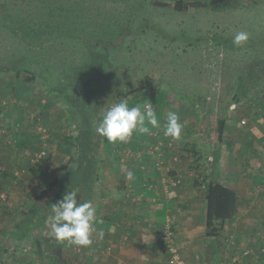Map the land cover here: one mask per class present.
<instances>
[{
    "label": "rangeland",
    "instance_id": "obj_1",
    "mask_svg": "<svg viewBox=\"0 0 264 264\" xmlns=\"http://www.w3.org/2000/svg\"><path fill=\"white\" fill-rule=\"evenodd\" d=\"M177 2L186 9L175 8ZM217 2L0 0V246H7L10 230L13 239L20 237L4 264H62L69 256L80 261L97 246L56 254L59 241L48 225L53 204L46 203L70 182L66 179L77 180L78 197L95 207L104 187L107 198L136 202L125 191V177L116 184L129 170L143 177L139 185L145 190L164 177V196L183 189L181 194L195 201L207 182L218 178L240 188L239 200L250 197L254 206L248 215L257 216L253 211L264 202V45L237 47L233 38L246 31L248 41L264 43V0H231L226 7ZM12 24L50 35L27 45L13 34ZM20 68L42 78L28 81ZM247 78L246 87L255 91L235 99ZM83 80L96 81L98 92L84 90ZM121 99L130 107L151 103L161 127L134 133L126 142L99 137L98 121ZM169 111L177 113L183 130L179 140L165 142L152 135L164 133ZM216 112L226 118L222 145L214 139ZM86 129L99 148L92 172L80 164ZM104 170L113 179L105 181ZM172 179L180 184L170 189ZM177 205L182 209L185 200ZM29 225L34 228L26 231ZM252 250L248 255L264 264V246Z\"/></svg>",
    "mask_w": 264,
    "mask_h": 264
},
{
    "label": "crops",
    "instance_id": "obj_2",
    "mask_svg": "<svg viewBox=\"0 0 264 264\" xmlns=\"http://www.w3.org/2000/svg\"><path fill=\"white\" fill-rule=\"evenodd\" d=\"M127 172H121L118 175L116 184L122 176L125 177L127 179L125 191L134 194L131 199L136 202L125 203V196L118 200L107 198V189L104 187L103 199L95 204L97 216H103V218L98 217L102 223L96 226V231L103 233V238L98 239L97 235L93 234L92 237L97 239H92L93 245L97 246L91 247L92 251L86 253L85 259L76 261L73 256H69L68 262H62V264H171L169 254L162 251L160 242L161 229L166 223H171L175 248L185 264H223L231 261L237 264H256L257 259L259 260L258 257L248 254L251 249L264 246V202L259 209L256 207V211H253L257 216L250 217L248 214L254 206L250 202V197L239 200L238 189L240 188L235 187L234 183L228 184L219 179L222 185L236 194L237 210L231 219L224 222L221 231L214 236H208L205 226L206 203L203 194L198 201L193 200L195 198L186 199L184 196L186 193L181 194L183 189H173L164 196L162 194L164 188L161 184L164 177L161 182L156 181L155 188L145 190L139 185L143 177L138 175L139 182L136 173L128 178L130 170ZM103 177L105 181L108 178L113 179V175L107 170H104ZM149 177L153 179L151 175ZM128 196L131 195L127 194L126 197ZM181 200H185V205L180 206L182 209H176ZM11 206L15 207V204ZM11 234L14 235L10 230L5 242L11 239ZM124 239H126L125 243ZM18 241L19 238L7 242V246L1 244L0 252L6 254H0V264H4L3 258L16 248ZM65 243V246H62V242L56 243L60 247L57 249L61 250L56 251V254H61L62 257L66 253L63 248L73 247ZM100 244L103 248L99 251ZM8 246L10 249L7 248ZM30 262L35 264L36 260H30Z\"/></svg>",
    "mask_w": 264,
    "mask_h": 264
},
{
    "label": "clouds",
    "instance_id": "obj_3",
    "mask_svg": "<svg viewBox=\"0 0 264 264\" xmlns=\"http://www.w3.org/2000/svg\"><path fill=\"white\" fill-rule=\"evenodd\" d=\"M249 40V33H235L233 44L241 47ZM153 105L145 102L143 105L130 107L126 99L112 103L98 121L96 134L108 142H126L134 133L150 134L151 128H160ZM183 124L176 112L169 111L163 124L166 137L179 140ZM132 174H128L131 178ZM77 190L66 192L55 204L51 205V215L48 217L50 234L59 242H67L71 246L87 248L93 244L92 236L103 238V233L96 231V226L102 221L97 217L96 208L91 200L81 202Z\"/></svg>",
    "mask_w": 264,
    "mask_h": 264
},
{
    "label": "trees",
    "instance_id": "obj_4",
    "mask_svg": "<svg viewBox=\"0 0 264 264\" xmlns=\"http://www.w3.org/2000/svg\"><path fill=\"white\" fill-rule=\"evenodd\" d=\"M231 0H218L217 4L226 7L227 5L230 6ZM187 6L182 5L181 2H177L175 5V8H178L181 11H184ZM219 7V6H218ZM214 8H217L214 6ZM12 24V32L15 36H17L18 39L25 40V44L30 45L32 44L31 41L38 40L43 36L50 35V32L41 31L40 29L34 30V29H28V31H23L18 26ZM38 27V26H37ZM60 34L69 35L68 33L61 32ZM264 38V36H263ZM258 39L257 41H248L247 44H250L251 47H255L257 45H264L259 43ZM257 42V43H256ZM23 61V60H22ZM24 74L26 75V80L33 81L35 80L36 76H39L42 78V75H35L32 72L27 71V69L20 68ZM19 71V70H18ZM20 72V71H19ZM247 79L242 80L241 87L238 89L240 92H236V98L240 99V94H246L247 92L255 91L249 87H246ZM43 81L45 82V79L43 78ZM81 87L85 90L87 89L88 92H98L97 82L91 83L90 81H80ZM89 86V87H88ZM49 91H59L61 94L65 95L64 90H59L56 87H49ZM261 89V87H260ZM88 128V127H86ZM226 128V118L225 115L216 112L215 120H214V139L217 145H222L223 139H224V132ZM81 137L83 139L81 145L79 146V151L81 155V166L89 165V169L92 172V169L94 168L96 162L94 159L95 153L98 151V141L95 142L94 139H91V135L86 129V133H83L81 131ZM69 142V140H68ZM93 167V168H92ZM81 169H79L80 171ZM88 171V170H87ZM97 171V170H95ZM70 182L64 183L62 186H58L57 193L46 203L47 205L54 204L55 202L59 201L63 195L70 191V190H76L77 180L75 179H66ZM55 185L54 183H50L47 188L43 191L41 195L37 197V201L42 200V196L48 193L51 188H53ZM85 192L90 193V188L88 184H85ZM203 197L205 199L206 203V217H205V226L207 230L208 236H214L216 233L222 230L223 224L225 221L231 219L237 210V197L236 194L230 190L229 188L222 185L218 178H215L213 180H210L207 182V185L204 188L203 191ZM81 202H83L84 197L82 196L77 197ZM33 226H30L26 228L25 230H31L33 229ZM17 235V234H16ZM14 236V235H13ZM18 238L19 235H17ZM13 239V237H12ZM7 250V249H5Z\"/></svg>",
    "mask_w": 264,
    "mask_h": 264
},
{
    "label": "built area",
    "instance_id": "obj_5",
    "mask_svg": "<svg viewBox=\"0 0 264 264\" xmlns=\"http://www.w3.org/2000/svg\"><path fill=\"white\" fill-rule=\"evenodd\" d=\"M244 122L242 121V124ZM154 138L162 139L163 141H169V137H166L164 133H160L159 136L157 135H152ZM171 140V139H170ZM157 149V147H154ZM153 148V149H154ZM176 158H173V161H175ZM180 184V179H172L170 181V189L173 187H177ZM160 242H161V247L162 251L167 252L169 254V260L171 264H185L181 256L178 254L177 249L175 248L174 244V233L172 230L171 223H166L162 226L161 229V235H160ZM223 264H237L235 261L223 263Z\"/></svg>",
    "mask_w": 264,
    "mask_h": 264
},
{
    "label": "water",
    "instance_id": "obj_6",
    "mask_svg": "<svg viewBox=\"0 0 264 264\" xmlns=\"http://www.w3.org/2000/svg\"><path fill=\"white\" fill-rule=\"evenodd\" d=\"M8 242H12V239H9V241Z\"/></svg>",
    "mask_w": 264,
    "mask_h": 264
}]
</instances>
